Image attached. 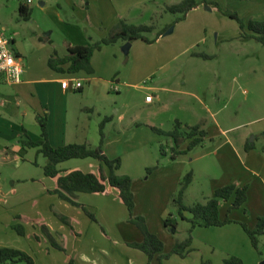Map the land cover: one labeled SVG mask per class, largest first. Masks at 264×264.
Listing matches in <instances>:
<instances>
[{
  "label": "crops",
  "instance_id": "crops-1",
  "mask_svg": "<svg viewBox=\"0 0 264 264\" xmlns=\"http://www.w3.org/2000/svg\"><path fill=\"white\" fill-rule=\"evenodd\" d=\"M183 1L65 0V3L69 5V10L75 14L74 19L80 17L91 29H96V33L89 29L82 30L77 26L76 28L81 31L67 32L65 38L56 37L55 39V31L51 30V35L45 42L47 46L43 49V58L40 60L46 68L42 73L45 78L34 79L38 72L35 69L32 72L27 71L23 60V57H26L25 52L22 49L16 51L23 66L20 82L17 84L0 82V94L6 101V105L0 108V196L6 194L3 172L10 167H14L16 170L23 169L27 173L16 178L14 183L33 179L28 178L32 177L29 176V171L33 168V163L26 155L29 154L28 151L36 152L37 149L24 148L21 141L25 132L34 141L41 140L42 132L38 117H47L49 140L54 148L72 144L90 145L97 148L100 144V124L105 118H111L112 121L106 127V141L103 149L112 160L130 155L136 149L148 148L156 141L160 144L162 138L168 140V151L166 155H163L165 165L162 174L158 175L163 181L161 188H158L161 190L160 196L156 193L157 191L155 192L156 198H161V195L164 197L166 193L168 206L180 189V183L190 171L193 173V182L186 191L185 205L206 203L214 198L217 190L237 185L240 188L248 187V202L251 201V196H255V200L261 208L257 214V221L264 216V148L260 151L257 146H254L255 148L252 150H246L249 144V134L241 131L246 129L247 124L239 123L237 118L240 111L236 110L231 116L230 120L235 125L230 126L220 120V112L211 110L207 96L203 93L202 85L199 84L200 79L197 78L199 74L193 69L186 70V67H178L179 54L177 52L144 53V49L140 46L149 44L137 41L132 46V49L136 48V51L133 55L128 56L123 51L126 43L120 42L105 46L101 51L95 53L92 59L95 71L93 75L85 72L58 74L48 66L49 59L55 51L63 58L68 56L71 48L91 46L100 42L108 35H112L122 20L129 25L152 26L153 23L163 20L165 14H169L166 11L168 7L179 5ZM196 1L200 4L199 8L192 11L186 20L177 23V29L181 28L180 31L185 34V43L189 44L190 49L198 43L199 35L203 30L200 21L192 18L200 17V15L210 16V13L225 17L215 6H207L206 3L218 4L224 11L237 14L245 23L264 21V0ZM26 7L31 9V5ZM188 22L192 26L184 25ZM204 24L203 27H211L212 31H215V24L209 22H204ZM158 25L160 26V24ZM170 25H167L165 29H169ZM159 26L155 27L156 31ZM209 30H205V38L211 35ZM170 35H163L162 39ZM13 40L16 48L17 44L14 38ZM159 40L155 44L161 41ZM177 40L179 44V39ZM26 58L29 66L30 57ZM191 58L200 59L195 56ZM66 81L79 82L84 87L77 92L71 89L64 90L62 83ZM132 91L149 92L156 95L151 103L146 102L150 113L147 121L130 117L128 112L130 104L124 102L125 104L119 107L118 101L127 99ZM148 96L150 95L148 94ZM233 99V96H229L227 101L231 103ZM209 116L214 119L212 125L215 127V132L212 130V125L207 126V117ZM176 122L181 123L183 127L198 126L207 132L208 136L202 150L196 148L189 154L178 156L173 161L171 156L172 149H176L175 141L172 138L157 135L151 130V127L169 133L174 131ZM259 131L264 135V126H261ZM235 132H239V134L232 135ZM208 141H215V143L210 146L207 144ZM189 144L190 141L184 142L177 148V152H185L188 150ZM169 152H171L170 156H168ZM73 161L66 162L67 164L72 163V165L62 164L61 171L82 170L80 165L83 163L79 164ZM42 165L44 166V161H42ZM120 170V175H127L123 173L122 168ZM216 171L220 173L217 174ZM215 173L218 176H214ZM234 174L237 178L234 177ZM154 176V174L151 175V182L155 181ZM198 178L205 179L208 183H205L206 185L201 188L197 187ZM49 180L51 179L49 178ZM51 182L56 188L57 184L53 180ZM226 204L223 202L220 208L221 221L227 219L226 215H222ZM168 206L162 213L163 221L170 215L171 208ZM184 215L187 219L191 218L187 212ZM248 216L247 218V215L244 214L240 218L234 214L231 216L234 223L225 227L196 228L193 231L191 254L185 259L174 255L164 264H204V261L218 264L216 260L220 261V264H224L225 260L230 257H237L244 264H248V261L251 264H258L255 257L257 251L253 248L249 236L242 227V224H245L252 230L258 222L252 221L253 215L250 217L248 214ZM181 225L190 227L187 221L180 219L178 227L181 228ZM179 228L173 233L165 228V233L176 234ZM154 260L159 264L158 258Z\"/></svg>",
  "mask_w": 264,
  "mask_h": 264
},
{
  "label": "rangeland",
  "instance_id": "rangeland-1",
  "mask_svg": "<svg viewBox=\"0 0 264 264\" xmlns=\"http://www.w3.org/2000/svg\"><path fill=\"white\" fill-rule=\"evenodd\" d=\"M31 1L33 17L31 21H25L20 16L21 3L18 0H0V31L9 39H15L17 44L16 48L13 45L15 51L22 49L25 56L30 57L29 66L27 58L23 57V60L27 71L32 72L35 69L38 72L34 79L45 78L42 73L46 68L40 60L43 58V49L47 46L45 42L51 35V30L55 31L56 39L65 38L67 32L89 29L96 33V29H91L80 17L74 19L75 14L69 10L65 0ZM211 14L192 18L200 21L203 30L198 43L191 49L188 47L189 44L185 43V34L180 31L181 28L178 30L175 24L178 16L171 13L165 14L160 22L153 23L152 25L160 26L154 33L146 34V37L155 41L157 35L169 24L171 25L168 31L172 30L171 35L165 39L161 37V41L152 44L153 46L140 47L148 54H158L162 51L177 52L178 67L193 69L199 74L197 78L200 79L199 84L202 85L211 110L220 112L219 119L230 126L235 125L230 120L231 116L239 110L237 118L239 123L247 124L246 129L241 131L249 134V144L257 146L262 151L264 135L259 129L264 126V47L255 40L244 39L243 31L236 21L225 15L221 17ZM204 22L215 24V31L213 32L211 27H203ZM184 25L192 26L190 22ZM77 26L81 29L76 28ZM207 29H210L211 35L205 38ZM245 33L250 34L247 29ZM135 51L136 48L131 47L128 56L133 55ZM195 54H206L210 59H192ZM148 94L153 98L156 96L149 92L132 91L127 99L118 101L119 107L126 102L130 104L128 108L130 117L147 121L150 117L146 104ZM229 96L234 97L231 103L227 101ZM227 104L229 105L226 108ZM207 120V126H211L214 119L209 116ZM214 128L212 125L213 132ZM238 134L239 132H235L232 135ZM212 143L215 141L207 142L210 146ZM167 144L168 140L162 138L160 144L156 141L148 148L136 149L130 155L121 157V168L124 170L123 173L127 174L123 176H128L133 181L132 190L136 207L132 217L129 209L114 193L77 194L72 199L74 203L64 200L55 192L57 187L55 188L53 182L44 174L45 158L38 149L36 152L28 151L29 154L26 156L33 163V168L29 171V176L32 177L28 178L33 179L14 183L16 178L24 175V170L10 167L3 172L6 194L0 196V248L21 251L31 257L35 264H150L147 256L133 247L134 244L143 242L144 235L131 219L142 218L148 231L163 242L164 254L170 255L178 241L187 239L190 227L181 225L178 232L172 234V230L167 229L165 221L161 219L164 209L168 206L166 193L164 197L161 195V198H156L155 192L157 191L160 196L161 190L158 188H161L163 181L158 175L162 174L165 165L161 146ZM204 146L197 149L202 150ZM73 162L83 163L80 166L84 173L97 172L100 169V164L92 159ZM153 174L155 181L151 182ZM234 177L237 178L236 174ZM205 183L208 181L198 178L196 186L201 188L206 185ZM251 197V201H247V206L245 204L240 209L231 210L235 200L233 196L223 208L222 215L231 219L234 214L240 218L244 214L248 218L249 214L250 217L253 215L252 221L256 222L261 208L255 196ZM168 207L171 208L170 215L177 216V208L173 201ZM88 213L93 215L94 219ZM18 227L24 231L23 235H19L16 229ZM165 228L172 233H165ZM259 250L256 252V261L258 264H264V237L260 238ZM157 263L156 260L151 262ZM203 263L211 264L205 261ZM216 263L220 264V261L216 260ZM248 264L251 263L248 261Z\"/></svg>",
  "mask_w": 264,
  "mask_h": 264
},
{
  "label": "trees",
  "instance_id": "trees-1",
  "mask_svg": "<svg viewBox=\"0 0 264 264\" xmlns=\"http://www.w3.org/2000/svg\"><path fill=\"white\" fill-rule=\"evenodd\" d=\"M207 6H215L223 15L237 21L240 24L242 36L244 39H254L264 47V21H250L245 23L239 16L232 12H223V9L218 4H209ZM200 4L196 0H184L181 4L168 7L166 11L172 15H177L178 18L175 24L187 19L188 15L199 8ZM20 16L23 20L29 21L32 18L33 11L29 7L20 5ZM245 29L249 31V35L245 33ZM168 29L160 32L155 41H151L146 37V34H152L156 31L155 26H135L129 25L125 21H120L115 31L108 38L103 39L91 46H77L69 49L68 56L60 57L55 51L50 57L48 66L58 74H78L85 72L87 74H94V67L92 59L96 52L101 51L105 46L115 45L120 42L131 43L143 41L149 45L156 43ZM195 57L210 59L206 54ZM112 121L111 118H105L100 124V144L97 148L90 145L72 144L59 148H54L49 140L48 119L47 117H38V123L41 128V140L34 141L25 132L22 137V145L24 148L38 149L39 153L46 159L44 166V174L57 184L55 191L61 198L72 202L73 197L77 194L88 195H105L110 192L117 194L119 201L129 209L131 217L136 207L135 196L132 190L133 181L128 176L119 174L121 168V159H110L103 149L106 141V127ZM151 130L159 136L172 138L175 141L176 149H172L171 159L175 161L178 156L191 153L196 148L203 146L207 140V132L200 127H183L179 122L175 123L174 131L165 132L163 130L151 127ZM190 141L188 150L185 152H177L184 142ZM167 146H161V153L166 155ZM254 145L248 144L247 151L252 150ZM94 160L100 164V169L97 172L84 173L79 169L70 171H61L60 166L72 160ZM151 170L149 171V173ZM193 182V173L184 177L180 183L179 190L173 198V205L177 208V216L171 214L165 220V226L172 232H175L179 227V220L187 221L190 224L188 237L185 241H178L170 255L164 254V244L155 235L148 231L144 219H131V222L140 228L144 235L142 243L134 244L133 247L144 253L150 264L155 258H158L159 264H164L173 255L179 256L183 259L187 258L192 251L193 231L196 228H216L225 227L234 223L229 217L225 221L220 220V208L222 203L229 202L235 196L234 203L231 210H236L244 207L248 201L247 188H240L237 185H230L216 191L214 198L206 203H196L192 206H187L184 203L186 191L190 188ZM191 215L187 219L184 213ZM88 215L94 219L93 215ZM245 232L249 236L253 248L259 252L260 238L264 237V217H261L254 229H249L248 225L242 224ZM19 235H23L22 228H16ZM0 264H35L33 259L27 254L12 250L0 248ZM224 264H244L243 261L237 257H230L225 260Z\"/></svg>",
  "mask_w": 264,
  "mask_h": 264
},
{
  "label": "built area",
  "instance_id": "built-area-1",
  "mask_svg": "<svg viewBox=\"0 0 264 264\" xmlns=\"http://www.w3.org/2000/svg\"><path fill=\"white\" fill-rule=\"evenodd\" d=\"M22 5H32L31 0H18ZM14 40L9 39L3 32L0 31V82L5 81L8 84H17L20 82L23 74V66L19 60V56L14 50ZM64 90L71 89L74 92L83 89V84L79 82L70 83L66 81L62 83ZM152 96L146 98V102L151 103ZM6 105L4 97L0 94V108Z\"/></svg>",
  "mask_w": 264,
  "mask_h": 264
},
{
  "label": "water",
  "instance_id": "water-1",
  "mask_svg": "<svg viewBox=\"0 0 264 264\" xmlns=\"http://www.w3.org/2000/svg\"><path fill=\"white\" fill-rule=\"evenodd\" d=\"M171 33H172V30H171V31H168L165 35H169V34H171ZM131 47H132V44H131V43L126 44V45L123 47V51H124V53H126V54H130L129 52H130Z\"/></svg>",
  "mask_w": 264,
  "mask_h": 264
}]
</instances>
